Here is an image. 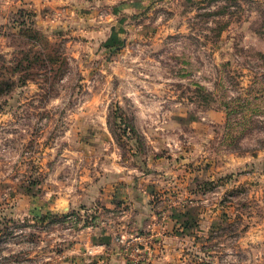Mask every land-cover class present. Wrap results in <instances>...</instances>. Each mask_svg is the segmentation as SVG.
<instances>
[{
  "label": "rangeland",
  "instance_id": "rangeland-1",
  "mask_svg": "<svg viewBox=\"0 0 264 264\" xmlns=\"http://www.w3.org/2000/svg\"><path fill=\"white\" fill-rule=\"evenodd\" d=\"M9 78L0 264H264V0H0Z\"/></svg>",
  "mask_w": 264,
  "mask_h": 264
},
{
  "label": "trees",
  "instance_id": "trees-1",
  "mask_svg": "<svg viewBox=\"0 0 264 264\" xmlns=\"http://www.w3.org/2000/svg\"><path fill=\"white\" fill-rule=\"evenodd\" d=\"M24 31H25L26 36L29 38V40L32 43L39 44L41 46V49H43L45 51L44 55H38L36 57V60H35V58L33 59V58L25 57L29 60L28 64H30L32 66V64H34L36 61H39L41 63H45L46 59H48V61L50 63H52L53 65H56L59 63V61H60L59 54L54 50V48H52L53 44L47 40V38L45 37V35L41 31H39L33 27H29V26ZM35 65H37V63H35ZM35 65H34V67H35ZM26 70H29L28 65L23 66L22 60H21L18 62V66H16V69L13 70L12 72L20 73L21 74L20 81L22 83H25L26 80H28V75H27L28 73ZM7 72L12 74V72H10L9 70H7ZM10 81H11L10 78L7 79L4 83L0 81V86H4L3 84L8 85L10 83ZM2 90L3 89L0 87V91H2ZM49 218L53 219V218H57V217L55 215L54 216H43L41 218V220L46 221Z\"/></svg>",
  "mask_w": 264,
  "mask_h": 264
},
{
  "label": "crops",
  "instance_id": "crops-1",
  "mask_svg": "<svg viewBox=\"0 0 264 264\" xmlns=\"http://www.w3.org/2000/svg\"><path fill=\"white\" fill-rule=\"evenodd\" d=\"M116 253H118V255H122V256H124V254H126V253H124L123 252V249L122 250H120L119 252L117 251ZM113 259V258H112ZM112 262H113V260H112ZM112 262H110L109 264H113Z\"/></svg>",
  "mask_w": 264,
  "mask_h": 264
}]
</instances>
